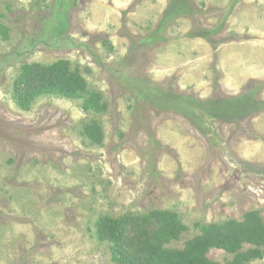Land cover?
Returning a JSON list of instances; mask_svg holds the SVG:
<instances>
[{
  "label": "rangeland",
  "instance_id": "374dc122",
  "mask_svg": "<svg viewBox=\"0 0 264 264\" xmlns=\"http://www.w3.org/2000/svg\"><path fill=\"white\" fill-rule=\"evenodd\" d=\"M60 59L82 94L18 105L22 67ZM252 209L264 219V0H0V264H119L102 218L172 211L182 248Z\"/></svg>",
  "mask_w": 264,
  "mask_h": 264
},
{
  "label": "trees",
  "instance_id": "16d2710c",
  "mask_svg": "<svg viewBox=\"0 0 264 264\" xmlns=\"http://www.w3.org/2000/svg\"><path fill=\"white\" fill-rule=\"evenodd\" d=\"M85 86L84 77L71 70L68 60L60 59L50 64L23 66L13 94L18 105L24 107L39 92L80 96ZM93 104L98 105V100ZM82 133L94 143L101 141V128L96 122H85ZM97 228L101 240L113 242V259L119 264H213L208 257L213 248L232 254L231 264H244L263 255L264 219L253 209L246 211L241 219L203 225L201 233L189 239L182 248L169 246L186 229L172 211L152 210L105 217L99 220ZM244 244L252 247L242 252Z\"/></svg>",
  "mask_w": 264,
  "mask_h": 264
}]
</instances>
